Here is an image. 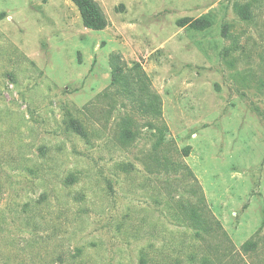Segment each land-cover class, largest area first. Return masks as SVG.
<instances>
[{"label":"rangeland","instance_id":"obj_1","mask_svg":"<svg viewBox=\"0 0 264 264\" xmlns=\"http://www.w3.org/2000/svg\"><path fill=\"white\" fill-rule=\"evenodd\" d=\"M94 1L101 30L71 0H0V264H264V0ZM187 168L225 255L178 218Z\"/></svg>","mask_w":264,"mask_h":264},{"label":"trees","instance_id":"obj_2","mask_svg":"<svg viewBox=\"0 0 264 264\" xmlns=\"http://www.w3.org/2000/svg\"><path fill=\"white\" fill-rule=\"evenodd\" d=\"M78 7L84 26L94 29L101 30L107 26V18L100 7V5L94 0H71ZM182 25L189 23L193 27L200 29H205L209 26V22L203 19H197L192 21L191 18H185L182 22ZM112 61L113 66V81L118 84V86L124 88L130 95L136 97L138 100L139 106H143L144 109H149L154 116H158L161 111L159 107V98L154 95L146 84V76L143 73V76L138 74L136 80H129L127 76L124 75L123 70L118 66L115 60ZM139 66L135 64L134 67ZM138 85V88H136ZM72 128L79 134L85 136V128L77 120L73 121ZM160 136L155 145V148L158 149L164 142V130L165 126L160 124L158 126ZM158 165H161L162 160H157ZM168 161V160H167ZM165 167H167L168 162H165ZM170 165V164H169ZM187 177L193 181L188 184V192L191 194L187 202L180 205V215L178 218L183 217L185 223L192 227L195 230L196 237L207 241V239L212 238L215 240V244H208V248L213 249L216 253L225 255L231 251L230 247L227 246L226 238L227 233L224 230L220 221L212 214L210 208L205 202V196L203 191L200 189V185L196 181V178L190 170L187 168ZM193 175V176H192ZM256 242L247 241L243 244V249L245 251H252L256 248ZM142 262L144 263L146 259L142 257Z\"/></svg>","mask_w":264,"mask_h":264}]
</instances>
